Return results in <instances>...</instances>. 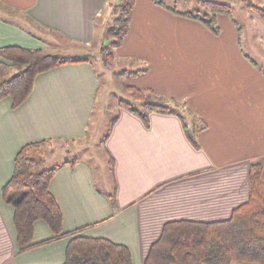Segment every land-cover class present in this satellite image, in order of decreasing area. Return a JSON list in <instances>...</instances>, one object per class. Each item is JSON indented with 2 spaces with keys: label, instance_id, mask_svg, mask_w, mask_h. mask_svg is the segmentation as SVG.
I'll return each mask as SVG.
<instances>
[{
  "label": "crops",
  "instance_id": "crops-1",
  "mask_svg": "<svg viewBox=\"0 0 264 264\" xmlns=\"http://www.w3.org/2000/svg\"><path fill=\"white\" fill-rule=\"evenodd\" d=\"M109 1L0 0V48L46 52L57 43L99 50L106 25L100 21L112 9ZM201 1L164 0L181 12ZM211 1L233 8L232 16L218 15L219 34L154 0H135L116 61L134 66L122 72L143 70L123 78L153 91L176 112H152L146 125L121 110L104 142L108 173H101L103 179L93 165L77 159L62 162L50 182L64 232L84 228L80 235L123 244L133 264H144L168 222L228 219L248 201L252 164L262 165L264 179V21L244 2ZM79 59L83 61L39 74L20 106L14 108L10 97L0 100V264L65 262L69 237L20 251L15 207L5 202L3 188L25 145L49 139L75 146L87 137L100 78L90 59ZM185 126L194 132L198 147ZM52 237L45 221L35 223L34 243Z\"/></svg>",
  "mask_w": 264,
  "mask_h": 264
},
{
  "label": "trees",
  "instance_id": "trees-1",
  "mask_svg": "<svg viewBox=\"0 0 264 264\" xmlns=\"http://www.w3.org/2000/svg\"><path fill=\"white\" fill-rule=\"evenodd\" d=\"M156 4L171 12L203 23L212 33L219 34L217 17L220 14L232 16L230 4L202 0L203 7L196 11L181 12L168 6L164 0ZM247 9L264 21V4L243 0ZM114 18L105 31L101 53L106 64L112 65L115 51L129 33L135 0H110ZM79 58H63L41 49L21 46L0 48V100L10 97L13 107L20 106L32 93L36 77L50 69L68 62H79ZM144 73L123 71L121 76L135 77ZM133 100L141 103L136 107L131 102L121 106L137 115L148 125L152 112L173 114L176 111L156 99L151 90L127 86ZM190 141L198 147L194 132L186 126ZM53 140H43L25 145L15 159V171L3 188L5 202L15 207L14 222L20 251L51 243L69 237L66 259L63 264H133L129 248L104 237L80 235L84 228L71 232L63 231V214L50 191V182L65 161L52 168L40 169L44 162L46 145ZM250 193L248 201L237 206L228 219L221 221H171L164 225L161 236L152 244L144 264H233L240 261L247 264H264V179L260 163L252 164L249 172ZM114 204V197L111 198ZM45 221L54 237L34 243V225Z\"/></svg>",
  "mask_w": 264,
  "mask_h": 264
},
{
  "label": "rangeland",
  "instance_id": "rangeland-1",
  "mask_svg": "<svg viewBox=\"0 0 264 264\" xmlns=\"http://www.w3.org/2000/svg\"><path fill=\"white\" fill-rule=\"evenodd\" d=\"M169 2V0H167ZM237 2H244L243 0H236ZM203 7L201 2L197 5L195 4L190 11H196V7ZM183 7V5L179 6ZM107 9L103 14L100 24L106 23V29L112 24L114 14L112 9ZM103 26L100 25L99 30L101 31ZM102 39H105L104 37ZM62 43V39H60ZM104 43V42H103ZM102 43V45H103ZM53 48H50L46 52L53 53L56 56L69 58H88L94 64L100 78V89L98 94L97 104L95 106V111L89 125V130L87 137L80 141V143L72 146L70 144L63 145V143H53L51 145L44 146L45 148V159L44 162L39 164L40 169L52 168L59 163L68 161H76L77 159L84 160L94 166L96 171L100 174L101 180L103 179L101 173H108L107 168V151L105 148V139L112 127L115 119L120 115L121 110H124L121 106V102H131L136 107H141V103L135 102L133 100L132 93L127 89V85L130 83V77L123 78L120 75L122 70L130 69L134 67L131 63L113 60L112 65L106 64L103 54L101 53V48L97 50L92 48L88 51V48L73 50L71 46L58 45L53 43ZM101 45V47H102ZM264 66V64H263ZM264 68V67H263ZM178 111L188 115L187 111L183 106H178ZM67 149H72L69 152ZM105 167V171H103ZM99 181V186L106 189L103 181ZM233 264H247L240 261H234Z\"/></svg>",
  "mask_w": 264,
  "mask_h": 264
}]
</instances>
